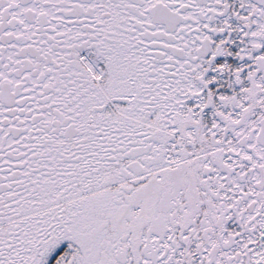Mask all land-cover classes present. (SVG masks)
Listing matches in <instances>:
<instances>
[{
  "label": "snow or ice",
  "instance_id": "obj_1",
  "mask_svg": "<svg viewBox=\"0 0 264 264\" xmlns=\"http://www.w3.org/2000/svg\"><path fill=\"white\" fill-rule=\"evenodd\" d=\"M0 264H264V0H0Z\"/></svg>",
  "mask_w": 264,
  "mask_h": 264
}]
</instances>
